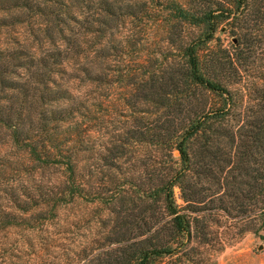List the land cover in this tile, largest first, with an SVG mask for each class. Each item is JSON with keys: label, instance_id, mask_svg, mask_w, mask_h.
Segmentation results:
<instances>
[{"label": "trees", "instance_id": "16d2710c", "mask_svg": "<svg viewBox=\"0 0 264 264\" xmlns=\"http://www.w3.org/2000/svg\"><path fill=\"white\" fill-rule=\"evenodd\" d=\"M259 1L0 0V30L22 29L0 45V128L37 201L20 210L117 214L119 247L78 263L154 264L207 244L220 219L263 230L264 89L244 106L233 57L211 46Z\"/></svg>", "mask_w": 264, "mask_h": 264}, {"label": "rangeland", "instance_id": "374dc122", "mask_svg": "<svg viewBox=\"0 0 264 264\" xmlns=\"http://www.w3.org/2000/svg\"><path fill=\"white\" fill-rule=\"evenodd\" d=\"M255 11L252 22L222 25L211 43L216 49H226L233 57L234 67L241 75L244 106L246 101L256 98L254 90L264 89V4L259 1ZM19 31L22 29L0 30V45L21 38ZM187 34L194 37L198 32L188 30ZM154 45H163L162 39L155 37L150 49ZM72 88L84 90L79 84ZM7 134V130L0 128V264H84L85 261L78 262L88 255L87 260L118 248V244L110 242L117 237L110 233L112 224L109 223V219L117 216L116 211L111 214L103 204L78 200L67 210L59 211L56 217V212L44 213L35 207L27 214L22 213L20 206L37 201L23 196L22 170L27 165L21 151L10 146ZM54 175L53 171L46 174L42 183ZM174 193L180 204L179 190L175 189ZM220 223L221 228L215 230L207 244H190L179 249L177 255L160 258L154 264H264V228L258 235L253 231L239 233L232 223L221 219Z\"/></svg>", "mask_w": 264, "mask_h": 264}]
</instances>
